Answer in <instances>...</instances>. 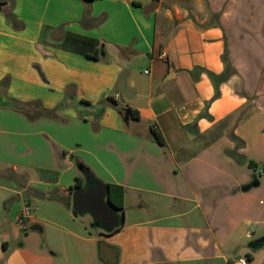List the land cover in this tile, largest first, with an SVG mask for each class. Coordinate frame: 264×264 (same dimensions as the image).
I'll use <instances>...</instances> for the list:
<instances>
[{"label":"crops","instance_id":"crops-1","mask_svg":"<svg viewBox=\"0 0 264 264\" xmlns=\"http://www.w3.org/2000/svg\"><path fill=\"white\" fill-rule=\"evenodd\" d=\"M259 1L0 0V95L17 105H0V248L24 202L86 230L63 201L85 166L123 195L112 233L69 232L98 242L96 263L264 264Z\"/></svg>","mask_w":264,"mask_h":264},{"label":"rangeland","instance_id":"rangeland-1","mask_svg":"<svg viewBox=\"0 0 264 264\" xmlns=\"http://www.w3.org/2000/svg\"><path fill=\"white\" fill-rule=\"evenodd\" d=\"M261 8L264 10V3L259 1L257 11ZM262 68L261 76L264 79V64ZM39 203L42 204H34L30 207V213L35 214L38 219H26L23 230L18 229L17 223L11 218L9 227L5 229L4 226L8 235L6 246L0 248V264H98L94 256L98 242L80 239L69 233L78 232L81 236L96 238L97 229L98 231L101 229L94 223L91 216L84 213L86 217H89V221L84 223L86 227L84 230L78 220L75 221V225L59 221L57 219L59 211L64 210L58 204ZM9 215L13 217V213ZM33 224L41 228L29 229ZM87 231H90V234Z\"/></svg>","mask_w":264,"mask_h":264},{"label":"water","instance_id":"water-1","mask_svg":"<svg viewBox=\"0 0 264 264\" xmlns=\"http://www.w3.org/2000/svg\"><path fill=\"white\" fill-rule=\"evenodd\" d=\"M0 105L17 107L16 103L0 95ZM83 185L71 189L70 211L73 215L88 213L103 232H110L123 223V213L107 200L108 188L92 174ZM39 225L30 229L39 230Z\"/></svg>","mask_w":264,"mask_h":264},{"label":"trees","instance_id":"trees-1","mask_svg":"<svg viewBox=\"0 0 264 264\" xmlns=\"http://www.w3.org/2000/svg\"><path fill=\"white\" fill-rule=\"evenodd\" d=\"M89 1H91V0H89ZM92 51H90V52L85 51V52H82V53L87 58H94L95 59L96 58L95 50L92 49ZM107 100L111 104L117 105V102H116V100L113 97L109 96V97H107ZM121 109L124 110V115H126V116H128L129 118H132V119H137L136 111L134 109H130L127 106H122ZM33 114L34 113H31V115H33ZM154 137H155L156 141L159 142L160 139H159V137L156 134H154ZM249 165L251 167L255 168L254 163H252L250 161H249ZM81 174H82V178H80V177H75L74 178L73 184L70 186V190L72 188H74V187L83 185L85 182H87L89 180L88 176L91 173H90V171L85 166H81ZM106 185H107V188H108V193H107V200H108V202L111 203L119 212H122V196L123 195H122V188H121V186L120 185H117V184H114V183H106ZM63 201L65 202V205L67 207H69V204H70L69 203V200L63 199ZM94 223L97 225V223L95 221H94ZM117 228H114L110 232H105V234H110L114 230H116Z\"/></svg>","mask_w":264,"mask_h":264},{"label":"built area","instance_id":"built-area-1","mask_svg":"<svg viewBox=\"0 0 264 264\" xmlns=\"http://www.w3.org/2000/svg\"><path fill=\"white\" fill-rule=\"evenodd\" d=\"M159 57L165 58V53L161 52L159 54ZM144 72H146V71L144 70ZM259 173L263 174V171L259 170ZM29 216H30V206H29V204L27 202H24L21 205V207H20V209H19V211L17 213V217H16V223H17L19 228H21V229L23 228L24 222ZM236 263L237 264H246L247 261H246V259L244 257H239V258L236 259Z\"/></svg>","mask_w":264,"mask_h":264}]
</instances>
